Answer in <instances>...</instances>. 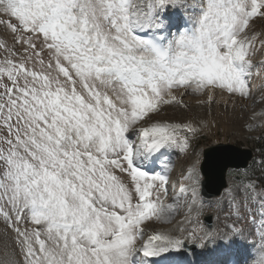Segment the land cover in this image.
Masks as SVG:
<instances>
[{
  "label": "snow or ice",
  "instance_id": "obj_1",
  "mask_svg": "<svg viewBox=\"0 0 264 264\" xmlns=\"http://www.w3.org/2000/svg\"><path fill=\"white\" fill-rule=\"evenodd\" d=\"M185 8L0 0V220L14 233L13 264H197L189 242L200 264H264V189L249 173L222 193L230 223L189 230L201 216L200 161L172 202L169 176L147 169L164 149L194 150L203 131L163 115L187 107L180 88L195 84L201 105L218 91L255 103L247 78L259 65L264 79V60L250 59L264 52L251 20L264 19V0H207L192 32L169 39L170 10ZM259 100L252 115L264 127ZM181 204L180 226L157 230L153 221L171 224Z\"/></svg>",
  "mask_w": 264,
  "mask_h": 264
},
{
  "label": "rangeland",
  "instance_id": "obj_2",
  "mask_svg": "<svg viewBox=\"0 0 264 264\" xmlns=\"http://www.w3.org/2000/svg\"><path fill=\"white\" fill-rule=\"evenodd\" d=\"M206 3L207 0H185L186 8L183 11V17H185V21L187 19L193 24L194 17L201 12V5H206ZM186 13L190 15H186ZM180 20L184 21L183 18ZM251 20L254 21L253 27L257 35L264 33V19L254 17L251 18ZM180 31L181 29H172L169 31L167 36L171 38L173 34H178ZM250 59H252L254 62L264 60V52L251 53ZM257 67H259V65L252 69L253 75L247 78L252 97L255 98V103H253L252 99H241L239 94L229 97V94L226 92L221 93L218 91L216 95H220L222 98L215 99V102L211 103L210 105L209 103H204L202 105L200 104V119L204 120L205 124L198 123L194 125L196 127L203 125V131L199 133L193 140L195 145L194 150L187 153H179V150L175 149L174 154L165 158L172 170V180L175 179L176 182L174 184L175 188L178 189L181 183H187L182 181V176L185 173L184 171L190 166L191 163H195L197 160L200 162L202 161L201 152L205 147L210 146L211 144L229 143L251 150L253 153V158L246 168L239 170H229L227 172V187L239 185L240 182L245 179L244 174L247 172L251 175L252 179L257 181V192H260L262 189H264V163H261L264 161V139L257 138L261 133H264V127L259 126L258 122H252L249 117V114L253 113V111H259V98L261 95H264V79L256 75ZM252 86L255 88L251 89ZM195 89V84H192L188 88H180L179 96L187 99L186 102L183 101L187 107L174 106L172 108H168L163 115L171 118V120H178L179 122L195 119V112L198 111L191 107L194 102H196L194 100H200L201 98L206 99L203 94L196 93ZM187 97L192 99H188ZM233 102H237L238 105L233 104ZM243 102L252 104H249L245 109V107L242 106ZM230 104H233L232 106L235 109L241 110L242 118L240 120H237L236 110L229 108ZM211 119L213 120L212 122L210 121ZM246 123L249 125L256 124L257 126L245 128L243 125ZM177 134L183 136L187 133L185 131H180ZM173 187H170L167 198L173 194ZM224 191L225 189L223 192ZM220 196H222V194ZM199 200L202 202L200 208L201 216L199 218V224L193 223L190 227L199 229L200 227L206 226L211 230H222L226 223L231 222V220L228 218L230 208L226 199H221L222 204H210L204 202L203 198L199 195ZM182 207L183 204L179 205L178 207L179 209L176 214L177 218L181 213L187 215L186 212L182 211ZM207 217L210 219V226L206 223ZM153 223L159 226L160 222L153 221ZM161 223L166 224L164 222ZM192 228L188 229L191 230ZM13 236L14 233L11 231V229L5 224L3 220H0V264H13L14 260L19 259V250L15 249ZM14 251L17 253V255H14Z\"/></svg>",
  "mask_w": 264,
  "mask_h": 264
},
{
  "label": "water",
  "instance_id": "obj_3",
  "mask_svg": "<svg viewBox=\"0 0 264 264\" xmlns=\"http://www.w3.org/2000/svg\"><path fill=\"white\" fill-rule=\"evenodd\" d=\"M216 145H211L204 149L203 160L200 164L202 165L200 171L202 176L200 193L205 199L220 196L227 187V171L229 169L245 168L252 159V152L247 148L229 144L231 147L226 151H222L217 149ZM206 223L210 226L209 217L206 218Z\"/></svg>",
  "mask_w": 264,
  "mask_h": 264
},
{
  "label": "bare ground",
  "instance_id": "obj_4",
  "mask_svg": "<svg viewBox=\"0 0 264 264\" xmlns=\"http://www.w3.org/2000/svg\"><path fill=\"white\" fill-rule=\"evenodd\" d=\"M169 16V18H170V21H169V23L171 22V24H168L167 25V28L165 29V32L166 31H168L169 29H171V28H174L175 26H177V27H179V17H180V13L178 12V10H170V12H169V14H168ZM183 18V17H182ZM184 20V19H183ZM181 21V20H180ZM184 22H185V20H184ZM169 33V32H168ZM253 88H255L254 86H252L251 87V89H253ZM188 99H192V98H190V97H187ZM217 98H222L220 95L219 96H217L216 95V99ZM194 100V99H193ZM247 100H250V99H247ZM247 100H245V101H247ZM183 101L184 102H186L187 101V99H184L183 98ZM194 101H196V102H194V104L191 106L193 109H195V110H197L198 112H195L196 114H195V119H189V120H187V121H185V122H187V123H191V124H193V125H196V124H205V121L204 120H201L200 119V107H201V105L199 104V103H197V101L198 100H194ZM244 101V100H243ZM228 103H230V102H228ZM233 104H237V102H233ZM233 104H230L229 106V108L230 109H235L232 105ZM249 104H252V103H248V102H246V103H242V106L243 107H245V109L248 107V105ZM238 105V104H237ZM236 110V114H237V120L239 119H241L242 118V112H241V110L240 109H235ZM231 111V110H230ZM255 111H257V110H255ZM254 112V111H253ZM253 113H251V114H249V117H250V120L252 121V122H255V123H257L258 121L256 120V117H254L253 115H252ZM216 117V116H215ZM236 117V116H235ZM211 122L213 121L212 119L210 120ZM172 122H176V123H180L178 120H172ZM236 131V130H235ZM175 150V149H174ZM167 151H165V149L164 150H162L161 152H160V154H163V153H166ZM179 153H181L180 151H178ZM172 171V170H171ZM185 173H184V175L186 174V170L184 171ZM200 177H201V174H200ZM200 180H201V178H200ZM172 183H173V185H171L170 187L172 188L173 186H174V184L176 183L175 182V179H173L172 180ZM180 183V182H179ZM170 187H169V189H170ZM198 195H200V186H199V190H198ZM172 196H173V194H171L170 195V197L169 198H167L166 200H167V202H172ZM201 196V195H200ZM202 197V196H201ZM203 198V197H202ZM221 199H222V196H218V197H216V198H211V199H205V198H203V201L204 202H206V203H210V204H222L221 203ZM179 209V208H178ZM182 209V211H184V212H186L187 213V209H186V206H184L183 205V207L181 208ZM178 211V210H177ZM176 214H177V212L176 213H174V215H173V218H172V222H171V224H168V223H166V224H163V223H161V222H163V221H159L160 223H159V226H157V230H160V226H162L163 228H176L177 226H180V222H181V220H183V218L186 216L184 213H181L180 214V216L177 218L176 217ZM191 225H189V224H187L186 222H185V224L183 225V227H186V228H192V227H190ZM206 230H211L210 228H208V227H204ZM177 234L179 235V234H181L179 231L177 232ZM195 251V252H199L200 251V249L199 248H195V249H193V245L189 242L188 244H186V249H185V251H188V259L189 260H191V261H194V262H201L202 260H203V258L202 257H200V256H197V255H192V251Z\"/></svg>",
  "mask_w": 264,
  "mask_h": 264
},
{
  "label": "clouds",
  "instance_id": "obj_5",
  "mask_svg": "<svg viewBox=\"0 0 264 264\" xmlns=\"http://www.w3.org/2000/svg\"><path fill=\"white\" fill-rule=\"evenodd\" d=\"M205 6H206V5H201V11L204 9ZM198 15H199V14H198ZM198 15H196V16L194 17V22H193V24L191 25L190 30H182V31H180V32H189V33H191L192 30L196 27V19H197V16H198ZM180 32L177 34V36H179ZM169 39H171V38H169ZM165 42L167 43V41H165Z\"/></svg>",
  "mask_w": 264,
  "mask_h": 264
}]
</instances>
